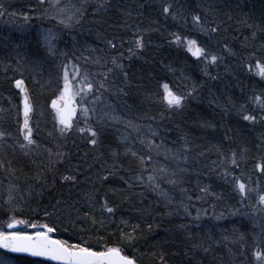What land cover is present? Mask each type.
<instances>
[{"label": "trees", "instance_id": "16d2710c", "mask_svg": "<svg viewBox=\"0 0 264 264\" xmlns=\"http://www.w3.org/2000/svg\"><path fill=\"white\" fill-rule=\"evenodd\" d=\"M78 1L73 25L59 29L52 59L34 74L19 71L7 52L14 48L46 53L37 32L12 34L0 25V223L9 216L42 222L53 229L54 239L70 248H117L137 264H264L255 259L256 251L264 258V230L252 221L239 214L227 220L192 218L194 206L214 215L239 210L235 179L264 193V75L245 73V60L231 59L235 64L230 66L237 70H203L172 41L186 37L183 25L191 16L209 10L219 24L212 27L219 31L217 46L210 47L227 46L237 52L251 32L264 31V0H210L211 8L205 0ZM0 4L5 17L16 20L42 17L46 6L41 0ZM227 12L233 15L228 29L233 42L221 34L223 17L218 14ZM258 37L262 39L264 32ZM85 43L88 48H81ZM248 52L259 57L264 68V44ZM66 54L92 80L98 96L128 124L141 128L138 138L126 140L124 130L103 119L90 126L96 133L93 138L50 134L37 140L40 149H20L16 73L21 72L33 103L40 102L51 115L58 55ZM163 86L179 90L184 98L179 109L165 106ZM185 109L202 114L203 126L191 130L175 122L176 114ZM51 124L43 129L48 132ZM151 128L160 150L187 148L185 164L171 162L177 171L172 168L165 177L175 181L163 182V191L138 180L153 166L147 158L154 154L141 142L143 131ZM10 259L12 264L31 263L22 257Z\"/></svg>", "mask_w": 264, "mask_h": 264}, {"label": "rangeland", "instance_id": "374dc122", "mask_svg": "<svg viewBox=\"0 0 264 264\" xmlns=\"http://www.w3.org/2000/svg\"><path fill=\"white\" fill-rule=\"evenodd\" d=\"M100 2H106V0H94ZM1 3L7 2V0H0ZM41 2L45 3L46 6L43 7L42 10V17L34 16L33 18H29L27 16H21L16 20L15 17H5V11L1 9L2 5L0 4V25H3L4 28L8 29L10 33H18L21 35L22 32H25L26 34L28 32H37L39 38V43L41 44V47L45 49V52L43 55H36L30 51H15V49L8 50L7 53L12 54V58L17 61V68L19 71L22 72H32L33 74L43 70L48 66L49 60H51L52 53H55L54 47L59 43L58 40L60 38V32L59 29L62 26H71L72 22H74L73 14L75 16V13L77 12V8L79 7V1L78 0H41ZM205 3L209 6L210 0H205ZM201 7V4L198 3ZM210 7V6H209ZM211 8V7H210ZM47 15H46V13ZM73 13V14H72ZM212 14L211 11L205 10L203 13L194 14V16H191L188 20V23L186 24V27L183 25V30L186 33V37L173 38V43L175 46L179 47L184 51L186 54L190 51V44L193 42L197 44V46L200 48L201 58L198 61V64L200 65L201 69L208 70L213 69L217 70V68H226L230 69L231 67L236 66H230L231 63H233L232 60H238V62H242L245 60V62H248V65H246L245 73H250V75H255L259 78L263 77L264 74H262L263 65L258 60L259 57L252 54L251 51L258 50V46L264 44V37L260 39L258 36L259 34L263 33L264 31L260 29L255 30L254 32H251V34L246 37L239 45L240 50L239 51H233L232 49L228 48L227 46L219 47L217 49L216 47H210L211 44L214 43L213 46H217V31H213V28H216L219 26V24L215 21V19L210 16ZM12 15H15L14 13ZM235 16L238 15V12H235ZM219 17H223L221 20L224 24L222 28L221 34L226 36L230 42H233L232 35L229 33V23L230 19H232L233 15L230 12L224 13L222 16L218 14ZM37 17V18H36ZM22 18V19H21ZM36 18V20H35ZM198 18V19H196ZM219 20V19H218ZM93 36H97L96 32L91 33ZM241 33L239 34V36ZM48 37V42H45V37ZM3 43H6L4 41ZM57 43V44H56ZM2 44V43H0ZM88 43L82 44L81 48H88ZM65 47H60L59 50H63ZM48 51V52H47ZM52 52V53H51ZM236 54L234 55V53ZM170 56H172V51L169 50L167 52ZM189 56V54H188ZM55 57V56H54ZM61 57V58H60ZM69 58L66 59V58ZM99 58L100 56H96ZM96 57L94 56L93 59L96 60ZM212 57H215L216 59L213 61ZM59 66H57L59 73L57 75V82H56V89L54 94V99H57L61 94V88L64 83L68 82L71 84V98L75 101V103L79 107V111H77V116L75 120L72 123V126L70 129H65L59 125L57 116L54 112L50 115L49 113H46L45 109L41 105L40 102L33 103V115L32 119L30 121V131H31V143L27 142L24 143L22 140H20V149L24 150L26 152H31L36 149H40V145L37 143V140H45L44 136L56 135L61 139V137H64L66 132L73 133V134H79L84 135L90 138H93V135L91 134L94 130L90 128V126L93 123H99L109 120L111 124H113V127L116 126L118 129L124 130L123 135L126 137V140H129L131 136L134 138H138L136 136H139V129L135 128V125L128 124V121L123 120V118L116 113L110 106L109 103H107L104 99L101 98V96H98L97 91L94 89V85L92 86V80H89V78L85 75L84 71H82V68L80 65L75 64L73 59L69 56V54H66L65 57L63 55L59 56ZM235 64V63H233ZM113 66V64H112ZM223 66V67H222ZM183 67V66H182ZM17 72L15 76V80H22L21 78V72ZM67 74V76H65ZM133 77V76H132ZM49 78L54 80L55 75L50 72ZM100 81V80H99ZM24 82V81H23ZM101 82V81H100ZM239 84H241V81H238ZM51 86H54V84L50 83ZM91 85V87H89ZM179 90H173L169 86H163V102L165 103V106L168 109H179L180 106L183 104L184 98L180 96V93H178ZM173 94V97H179L180 98V105L176 106L175 104L170 105L167 100L166 96L168 97L169 94ZM216 99V98H215ZM218 101V99H216ZM219 102V101H218ZM196 105L199 104V101L194 102ZM187 109L183 110V112L177 113L175 116L174 121L179 123H184L185 127L188 129H197L198 127L203 126V124L199 123V121L203 120V115L198 112L194 111H187ZM52 120V124L48 120ZM21 124V118H20V101H19V122H18V134H19V127ZM46 124H51L49 127L48 132L44 130V126ZM101 124V123H100ZM198 126V127H196ZM54 127V128H53ZM126 128V129H125ZM117 129V131H118ZM220 131L223 133L224 128L223 126L219 127ZM46 132V133H45ZM144 135H141V137L145 139H141V142H143V146H145L146 151H151L152 154H154V157L148 156L147 161H153V166L149 169V174L144 175V177H140L138 180L145 184H152L156 185V188L161 191L164 189V183L166 185L173 184L175 180H169L167 181V178L165 177L166 174L169 173L170 169L172 170L173 167L170 165L172 161L176 163H183L185 164L187 161V148H181L178 150L173 151H167L165 149H159L158 144L155 142V137L157 136L156 130L154 128L151 129H145L143 131ZM34 136H38V138H34ZM140 137V138H141ZM21 137H19L20 139ZM63 142V140L61 141ZM186 147V146H185ZM158 148V149H157ZM154 149H157L153 151ZM161 159V160H160ZM233 165V164H231ZM175 171H177L175 168H173ZM234 180V179H232ZM164 182V183H163ZM233 185H235V188L237 190V195L239 196V202L241 204V208L237 211L228 212L227 216L223 213L214 215V212L209 209H200L198 207H193V215L192 218L194 220H200V219H210L213 218L214 220H220L223 218L231 219L235 217L237 214L242 215V217L246 218L248 221H252L255 226H258L259 229L264 230V202H261L260 197L264 196L263 192L251 190V184L247 182L250 185V188L247 187V184L245 182L240 181V179H235L234 182H232ZM244 185V191L242 192L239 188V185ZM249 194V195H248ZM251 194H254V200L251 199ZM252 200V202H251ZM188 206H190L188 204ZM18 220L14 216H9L8 219L4 222L0 223V233H3L5 236L10 235L11 233L6 232V227L8 224L12 221ZM22 220L25 224V227L15 233H19L22 235H32L34 236L37 231H42L43 227H48L42 222H35V221H29V220ZM13 234V233H12ZM66 246V245H65ZM69 250H79L75 248H70L66 246ZM0 258L2 257V260L0 261V264H12L14 262V259H10L12 257L17 258V256L11 255L9 253H5L0 249ZM9 255V256H8ZM7 257L8 259H3L4 257ZM19 258V257H18ZM24 258V257H22ZM31 263L30 264H50L46 263L44 261H41L39 259H29ZM255 259L258 262L264 261L263 255L256 251L255 252ZM12 261V262H11Z\"/></svg>", "mask_w": 264, "mask_h": 264}, {"label": "snow or ice", "instance_id": "6c2138e0", "mask_svg": "<svg viewBox=\"0 0 264 264\" xmlns=\"http://www.w3.org/2000/svg\"><path fill=\"white\" fill-rule=\"evenodd\" d=\"M168 7L164 8V12H168ZM198 19V18H196ZM216 31V29H213ZM45 42H48V37H45ZM139 41L137 44L139 45ZM216 58L212 57L214 61ZM262 74H264V69H262ZM67 76V74H65ZM22 81L17 80L16 86L20 87ZM67 83L65 88H67ZM91 87V85H89ZM171 95V94H169ZM167 102L176 106L180 105L179 97H172L169 99L166 96ZM29 107L27 103L25 104V116L27 117ZM245 120L252 119V117L244 116ZM27 125V120L25 121ZM93 136L96 135L95 132L91 133ZM26 140H29V143L32 141L28 136H25ZM91 143L95 144L96 141L92 140ZM68 179V177H65ZM240 190L244 191V185H239ZM261 202H264V196L260 197ZM109 212L112 209H108ZM11 227V225H10ZM52 228H47V232H52ZM0 247L7 248L13 252H28L33 256H48L50 259L59 260L62 264H104V261L107 260L108 264H134L132 259L128 257L121 256L119 249H109L107 252H93L89 248H79L78 251H69L68 248L62 246V242L56 240H50L47 234L44 231H37L34 236L32 235H22L19 233H13L11 235L5 236L3 233H0ZM115 258V259H112Z\"/></svg>", "mask_w": 264, "mask_h": 264}, {"label": "water", "instance_id": "95a60500", "mask_svg": "<svg viewBox=\"0 0 264 264\" xmlns=\"http://www.w3.org/2000/svg\"><path fill=\"white\" fill-rule=\"evenodd\" d=\"M200 52H201L200 48L197 46V44L192 42L190 44V51L188 53L189 57L193 60H199L201 58ZM16 81L14 82V89L18 92V94L20 96L21 124L19 127V134H20L21 140L24 143H27V142H29V140H26L25 136H28L30 140L32 138L29 125H30V121H31L32 115H33V106H32V102H31V99H30V96H29V93H28V90L26 88L25 83L22 81L21 86L17 87ZM66 83L68 85L67 88H65ZM66 83H64L62 88H61L60 96L57 99H53L50 102L49 107L56 114L57 119H58L57 123H59V125L65 129H70L73 121L75 120V118L77 116V111H79V107L75 103V101L72 100V98H71V84L68 82H66ZM173 96H174L173 94L168 95V98L171 99ZM26 103L29 107L27 117L25 116V104ZM26 120H27V125L25 124ZM10 225H11V227H10ZM24 227H25L24 222L22 220L18 219V220L10 222L8 224V226L6 227V232L12 234V233H15V232L23 229ZM47 228L48 227H43L42 231H44L47 234V236L49 237L50 240H56V239H54V236H55L54 231L47 232ZM56 241H58V240H56ZM62 246L66 247L64 244H62ZM0 249L5 253H9L10 255H14L17 257H24V258H29V259H39L41 261H44V262L50 263V264H62L61 261L50 259L48 256H33L28 252H13V251H10L9 249L3 248V247H0ZM111 249H117V248H111ZM108 250L109 249L102 250L100 252H107ZM69 251H78V250H69ZM93 252H96V251H93ZM100 252H97V253H100ZM120 255L125 256V254H123L121 251H120ZM125 257H128V256H125ZM128 258L131 259L130 257H128ZM112 259H115V258H112ZM104 264H108V261L105 260ZM134 264H137V263L134 261Z\"/></svg>", "mask_w": 264, "mask_h": 264}, {"label": "bare ground", "instance_id": "6f19581e", "mask_svg": "<svg viewBox=\"0 0 264 264\" xmlns=\"http://www.w3.org/2000/svg\"><path fill=\"white\" fill-rule=\"evenodd\" d=\"M52 101V100H51ZM17 219H19V218H17Z\"/></svg>", "mask_w": 264, "mask_h": 264}]
</instances>
